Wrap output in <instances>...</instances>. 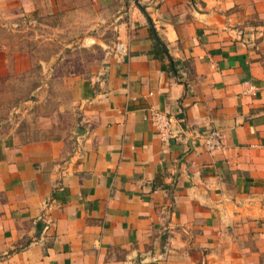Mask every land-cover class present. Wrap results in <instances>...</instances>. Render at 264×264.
I'll list each match as a JSON object with an SVG mask.
<instances>
[{"label": "crops", "instance_id": "0c3cea01", "mask_svg": "<svg viewBox=\"0 0 264 264\" xmlns=\"http://www.w3.org/2000/svg\"><path fill=\"white\" fill-rule=\"evenodd\" d=\"M36 67L62 103L0 134V264H264V0H0V84Z\"/></svg>", "mask_w": 264, "mask_h": 264}, {"label": "rangeland", "instance_id": "374dc122", "mask_svg": "<svg viewBox=\"0 0 264 264\" xmlns=\"http://www.w3.org/2000/svg\"><path fill=\"white\" fill-rule=\"evenodd\" d=\"M56 43L46 46L44 53L57 49ZM41 69L35 68L29 82L20 77L9 82L0 84V134H22L34 136L36 128L43 124V117L51 115L59 106L60 101L45 97L36 100L32 95V90L39 84ZM49 96L54 97L59 94V86H49Z\"/></svg>", "mask_w": 264, "mask_h": 264}, {"label": "built area", "instance_id": "2783aa9c", "mask_svg": "<svg viewBox=\"0 0 264 264\" xmlns=\"http://www.w3.org/2000/svg\"><path fill=\"white\" fill-rule=\"evenodd\" d=\"M115 51L118 54L126 55L128 54V47L123 42L118 41L115 44ZM143 118L153 125L161 140L167 141L173 137L175 118L172 115L154 106H149ZM200 139L203 147L208 152H215L221 150L223 147L222 133L217 129H212L201 134Z\"/></svg>", "mask_w": 264, "mask_h": 264}, {"label": "trees", "instance_id": "16d2710c", "mask_svg": "<svg viewBox=\"0 0 264 264\" xmlns=\"http://www.w3.org/2000/svg\"><path fill=\"white\" fill-rule=\"evenodd\" d=\"M159 43H160L159 41H156V42H155V47H156V48H157V47L160 48V50H161V52H162V53H161V52H160V53L163 54L164 49L162 48V46H161ZM156 53L159 54V51L156 50Z\"/></svg>", "mask_w": 264, "mask_h": 264}]
</instances>
